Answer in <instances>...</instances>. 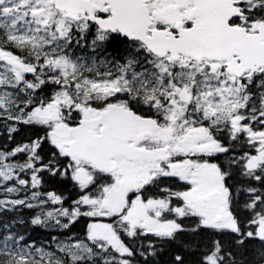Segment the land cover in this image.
I'll return each instance as SVG.
<instances>
[{
    "label": "snow or ice",
    "instance_id": "6c2138e0",
    "mask_svg": "<svg viewBox=\"0 0 264 264\" xmlns=\"http://www.w3.org/2000/svg\"><path fill=\"white\" fill-rule=\"evenodd\" d=\"M0 134V264H264V0H0Z\"/></svg>",
    "mask_w": 264,
    "mask_h": 264
},
{
    "label": "trees",
    "instance_id": "16d2710c",
    "mask_svg": "<svg viewBox=\"0 0 264 264\" xmlns=\"http://www.w3.org/2000/svg\"><path fill=\"white\" fill-rule=\"evenodd\" d=\"M33 135V132L26 128L23 127L19 134L16 135V140L17 141H25L28 136ZM5 146L7 149H10L14 147L15 145L6 139V137L2 134H0V150H5ZM47 179V178H46ZM44 188L48 191H63L66 196H69L71 192L74 190L71 188V185H67V187L64 186V184L53 181V180H48V182L44 185ZM9 217H14L15 219H24L27 220L29 219V210L27 209H21L19 213H9ZM86 227L85 224L78 223L74 225L71 229V232L68 233V235L75 234L76 236L82 235L83 229ZM16 230H18L20 233L25 234L29 240L35 241L38 245L41 243H51V237L53 235L60 236L61 239L64 238L63 234L53 231V230H34L31 228V226L24 227V226H15ZM168 260V257L166 254H162V258L160 261V264H166V261Z\"/></svg>",
    "mask_w": 264,
    "mask_h": 264
}]
</instances>
